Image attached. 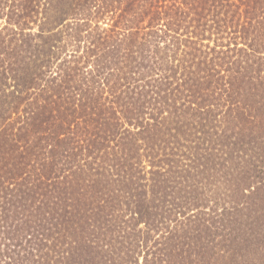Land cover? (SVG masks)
<instances>
[{"label":"trees","instance_id":"16d2710c","mask_svg":"<svg viewBox=\"0 0 264 264\" xmlns=\"http://www.w3.org/2000/svg\"><path fill=\"white\" fill-rule=\"evenodd\" d=\"M0 5L7 24L0 47L4 30L12 36L10 52L0 49V264H264V172L257 162L245 164L251 221L240 226L212 200L195 199L214 176L210 157L227 164L245 133L230 125L206 138H183L190 124L172 118L163 95L174 84L178 91L171 78L179 74L195 76L190 90L205 85L196 61L185 62L202 57L204 40L215 38L243 59L264 55V0ZM183 44L188 51L180 54ZM254 68L251 62L246 71ZM233 77L231 100L239 90ZM262 80L248 82L244 100L263 124ZM148 98L158 103L150 107ZM233 111L244 115L240 107ZM214 119L225 126L232 120ZM168 149L189 162L176 194L160 172L146 180L130 170L141 150ZM160 202L169 205L161 214Z\"/></svg>","mask_w":264,"mask_h":264},{"label":"rangeland","instance_id":"374dc122","mask_svg":"<svg viewBox=\"0 0 264 264\" xmlns=\"http://www.w3.org/2000/svg\"><path fill=\"white\" fill-rule=\"evenodd\" d=\"M2 6L4 5H0V8ZM5 19L6 17H4L3 20L0 21V31L3 30L5 26H7ZM31 28L33 29L27 31H32V33L37 32V27ZM11 37V32L4 30V33L1 36V42L3 44L0 47L1 53L3 55L10 52ZM16 43V40L12 42L13 45ZM202 45L203 47L201 48L204 49L201 52L204 53L202 57H200V55L196 56L195 58L191 57L190 59L185 60V62L190 65L191 62L196 61L194 67L196 68V72L201 71L200 77L206 80L203 82L205 85H203L197 91H195L196 89H194V91L190 90V87L188 86V78L192 80L195 78V76L180 77L179 74L176 75V77L171 78L172 80H174V82L180 84V88L178 89V91L176 90V84H174L172 86V89L167 93H163V95L167 98L169 105L172 106L171 109H167L168 111L172 110V118L181 116L184 120V123L187 122L186 124H190L188 129H184L186 133L181 134L180 132V135L183 138H206L205 136H211L212 133L213 135H216L217 131L219 130V126H221L220 129L223 130V128L227 129L230 125L231 128L234 127V129H236V127L238 126L237 128L242 129V133H245L243 137H239V131L237 130V132H235L237 133L240 141H238V144L235 146L234 150H229V155L231 156L232 154L233 157L232 160L228 159V162H226L227 164H224V159L221 160L219 159V157H210L209 164H212V166L214 167L215 177L212 175L211 179L205 180V183L208 185L204 190L198 193V195L202 194L203 196L201 198H195L197 200L204 201L205 204L206 199L210 202L212 200V206L218 204L221 212L225 209L226 219L235 218L236 220H238L237 222H242L240 223V226H242L244 225V222H247L249 220L251 221L252 219L250 218H254L249 215L250 209H247L248 207H246L247 205L252 206L254 201L251 200L250 202L249 199L244 196V194H248L247 192H244V176L246 172L249 171L247 168H245L246 161L251 159L257 162L259 166L262 167V170L264 172V164L262 163L264 162V123L262 124V122L258 119L255 120L254 115L251 111L247 112L248 102L247 99L244 100L245 93L248 89V82L251 83L253 87H255L256 84H262L264 71H257V68L259 65L261 66L260 63H264V55L263 53H260L256 58L248 57L249 59H243L241 57H238V54L229 52L226 46H220L216 44L215 38L211 40H204L203 44H200V46ZM69 50H71V48L67 49V54ZM179 50L180 54L182 51H188L187 49H185L184 44L182 46L180 45ZM201 53L198 52V54ZM3 55L0 57H3ZM212 56H215L217 60H212ZM63 57H65L64 54ZM180 59L181 57H178L176 61ZM251 62L252 64L254 63L255 71L247 72L246 68L251 64ZM220 63H224V67H222ZM174 64L177 66L178 62H175ZM230 67H233L231 71H229ZM230 73H232L234 76L231 81L235 80V88H239V90H237V93H234L233 100L228 98L227 93L230 89H232L228 83ZM206 83H209L210 85ZM206 85L209 86L206 87ZM12 90L13 89H10V91ZM172 90L175 91L172 92ZM148 99H150L148 102V106L150 107L151 103H158V101L155 99ZM234 107H240L241 110L244 111V115L246 114V116L242 115L241 111V114H237V112H234ZM168 115L170 116V114ZM216 116L217 120L219 121H230L232 119L230 121L231 123L229 122V124L225 126L220 122H216L214 119ZM149 118V114L145 115L144 117L145 120H148ZM252 120L257 121V123L253 124ZM175 122H178V120H176ZM133 131V133H135L137 130L133 129ZM250 140L251 144H249ZM242 142L244 144V147H242ZM145 152L144 150H141L140 156L138 155L132 160L130 165L132 175H135L136 178L143 177L146 180H150L155 172H160L163 179H165L164 184L168 187V191L170 193L173 191L176 194V190L173 189L176 186L180 188L182 177L189 176V174L185 172L187 171V167L189 166V162L186 157H182L181 152L178 155V152H172L170 149H168L166 152L160 151L155 154H147ZM158 162L160 163L158 164ZM132 165L133 167H131ZM256 176H260V173H256ZM157 177H159V174ZM223 177H226L227 180V183L225 184L219 180ZM218 180L219 184L217 186L216 184ZM217 187L219 188L218 192H216ZM247 200L248 204L246 205L245 202H247ZM262 200L263 198H260L256 204L263 205ZM159 205L161 207V210L159 212L160 214L162 211L165 212V210L169 206L168 203L163 204L161 202L159 203ZM163 207L164 209H162ZM254 208L257 209L256 206ZM207 210H209L208 207ZM225 226H227V230L230 231L233 225L228 224ZM143 227L144 226L141 225L140 228Z\"/></svg>","mask_w":264,"mask_h":264}]
</instances>
